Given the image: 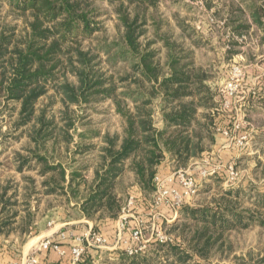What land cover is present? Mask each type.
I'll use <instances>...</instances> for the list:
<instances>
[{"label": "trees", "instance_id": "1", "mask_svg": "<svg viewBox=\"0 0 264 264\" xmlns=\"http://www.w3.org/2000/svg\"><path fill=\"white\" fill-rule=\"evenodd\" d=\"M98 1L102 0H0V6L9 7L8 13L23 20L21 27L0 16V99L6 102L5 106L12 104L8 108L10 121L15 133L21 130L19 135H13L15 139H27L21 150L11 152L10 159L22 179L31 184L25 198L32 193H67L66 188L70 189L76 180H80L76 183L80 186L85 175L78 170L67 174L62 159L73 145L76 149L71 154L75 161V154L95 149V144L82 141L100 137L103 144L99 147L94 181L89 184L81 208L89 218L114 219L127 192L122 181L127 171L134 172L143 193L150 195L156 189L158 167L167 155L184 165L202 152L204 127L199 123L197 108L206 106L203 100L209 99L211 89L207 84L210 76L203 66H196L192 52L183 44L163 35H156L154 41H141L146 29L145 22L139 23L138 13L131 18L119 8L124 28L121 37L85 48L84 42L93 41L101 29L96 21ZM106 1L119 6V3L157 4V0ZM248 10L256 24L263 25V5L255 3ZM239 12L240 16L231 19L232 24L237 31L249 29L248 25L240 24L244 11ZM157 41L167 51L165 61L159 57L160 50L153 47ZM102 53L110 66L124 62L132 73L117 81L115 77L120 71L108 74L102 70ZM124 81L135 84V89L119 91V83ZM154 97L162 102L165 122L162 129L155 126ZM107 100L113 101L117 114L124 120L121 133L102 135L92 128L95 123L88 111L95 112V105ZM210 120L213 122V118ZM80 126L88 128L86 133L78 132ZM76 134L83 140H75ZM32 171L44 179L39 183L28 174ZM17 186L13 183L3 187L0 214L16 205V199L11 198L16 197L17 190L8 199L6 196ZM77 187L71 188L73 194L80 193ZM187 199L180 208L181 215L174 221L176 224L186 221L182 230L184 236L190 233L187 241L157 239L146 244L148 249L130 254L127 247L138 245L129 235L127 246L122 243L113 257L103 258L100 264H204L194 256L208 260L214 250L221 251L226 233L252 225L264 227V196L260 203L254 202L242 211L226 205H189ZM142 203L151 205L146 199ZM15 215L10 214L8 220ZM9 222H1L0 228ZM236 259L239 264H248L250 257L242 255ZM81 261L77 264L93 263L90 259Z\"/></svg>", "mask_w": 264, "mask_h": 264}, {"label": "rangeland", "instance_id": "2", "mask_svg": "<svg viewBox=\"0 0 264 264\" xmlns=\"http://www.w3.org/2000/svg\"><path fill=\"white\" fill-rule=\"evenodd\" d=\"M255 3L264 7V0H157L155 6L128 3L123 6L119 3V6L118 3L110 4L106 0L97 2L99 16L96 21L101 29L95 33L93 41L84 42L85 48H89L90 45L93 47L104 45L105 42L121 37L124 31L118 14V9L121 8L130 14L131 18L138 13L139 23L145 22L146 34L141 37V41H154L157 40L156 35H163L173 42L183 44L192 52L196 66H203L210 76L207 84L211 91L207 95L211 99H204L206 106L198 105L197 108L199 123L204 127L201 133L203 150L195 156L196 158L190 160L191 162L184 165L175 163L177 166L174 173L182 169L189 170L197 180V192L187 199L189 205L210 207L226 205L225 207H234L237 211H242L251 207L254 202L260 203L264 196V142L256 138L259 132L256 133L254 130L257 126L264 129V117L255 113V108L262 111L264 97L262 106L248 103L251 95L259 92L264 96V23L257 25L248 10ZM239 10L244 11L240 24L248 25L249 29L237 31L236 26L232 24L231 19L235 15L240 16ZM9 11L7 5L0 6L1 17L22 27L23 20L16 18L12 12L8 13ZM262 18L264 20V14ZM153 47L160 50L159 57L165 61L167 51L161 42L157 41ZM100 57L104 72L115 74V71H120L115 77L117 81L121 76L132 73L129 64L119 62L116 67H112L107 63V56L104 53ZM119 85V91L136 87L135 84L126 81ZM4 103L6 102L0 99V171H3L0 183L3 186L9 178L20 179V175L16 174L14 169L10 171L7 168L13 167L10 160L11 152L21 150L20 148L27 143L25 137L17 140L13 136L19 135L21 130L15 133L8 109H11L9 105L12 104L5 106ZM153 106L155 122L162 127L159 121L163 119L161 110L163 106L159 97H154ZM88 112L92 114L91 120L95 123V129L110 134L123 130V120L117 114L112 100L99 103L95 105V112L93 110ZM212 118L213 122L210 120ZM100 141L97 140L98 143ZM201 169H207L212 174L203 177L200 174ZM127 183L130 184L129 178ZM133 190L122 205L121 213L117 217L118 223L125 218L128 221L134 220L135 216L137 224L142 229V236L145 239L151 238L149 242L157 240V235H162L166 241H187L190 233L184 236L182 230V225L186 221H178L176 224L175 219L171 220L169 207L155 206L156 191L150 196L149 213L139 217L143 212L139 211L137 204L134 207L133 197L137 196V191ZM228 191L238 194L230 195L227 194ZM58 216L61 214H57ZM98 226H93L88 232L104 235L107 244L111 239L117 240V232L115 233L113 226L108 224ZM88 232L83 235L75 234V237L79 238L75 245H81V240ZM15 234L13 229L1 233L0 245L13 244ZM225 237L226 244L221 251L214 250L208 260L199 255H195L194 259L204 264H239L236 257L245 255L250 257L248 264L264 263V227L252 225L248 228H236L226 233ZM126 240L128 238L121 242L127 246ZM146 249L148 246H143V250ZM92 250L90 255H101L99 259L94 256L90 258L94 264H100L103 258L113 257L105 248L102 253L101 248Z\"/></svg>", "mask_w": 264, "mask_h": 264}, {"label": "crops", "instance_id": "3", "mask_svg": "<svg viewBox=\"0 0 264 264\" xmlns=\"http://www.w3.org/2000/svg\"><path fill=\"white\" fill-rule=\"evenodd\" d=\"M258 94L259 92L256 93V95H251L248 99V103L250 102V104H257L258 106H262V99L264 96ZM263 109H261L262 111H260L258 110V108L257 109L255 108V113L264 117ZM159 122L162 127L158 126L159 124L157 122H155V126L160 129L164 128L165 127L164 119H162ZM82 127L83 126H81L78 132L82 133V131L84 130L83 132L86 133L88 128L86 129ZM92 128H94V126ZM95 130L99 131V133H101L102 135L105 134L101 130L98 129ZM254 130L256 133L259 132L256 135V138L264 142V134H263L264 131H262L264 129L257 126L256 128H254ZM79 135L80 134H76L75 140L82 141L83 139H81V136L79 137ZM97 140H101V141L98 143ZM89 142L91 144L96 145L95 149L82 154H75L74 157L75 161H74L71 152L73 151V149H76V147L71 145L69 149L70 151L66 152L62 159L64 165L67 167V174H69L73 170H78L85 175L84 179L80 183V186L78 187L76 186V183L80 181V180H76L75 182H73V185L71 187V188L77 187V189L80 190L79 194L76 193L73 194L72 189L71 188L69 189L67 187L66 188V190H68L67 193L60 191L55 193L43 194V195L32 193L29 194V198H25L26 193H28L27 189L32 188L31 184L28 181L22 179V174L15 169V166H13L11 169L7 168V170L10 171L14 169V172L20 175V179L11 180L9 178L8 179L9 181L5 185L8 186L10 184L16 183L18 186L17 189L9 190L6 196V198L8 199V197L12 196L13 192L17 190L16 197L11 198V200L16 199L15 200L16 205H14V207L12 208L8 207L2 214H0V223L3 221L11 222V223L9 222L8 225H5L2 228H0V235L1 233L8 232L11 229L15 230L16 234L14 235L15 242L13 244L8 245L7 243L0 245V264H4L11 261H21L22 259L26 258L28 255L33 253H36L44 264H70L71 262L69 259L71 257L70 248L73 244H75V242L78 241V238L75 237V234L83 235L85 232L90 231L93 228V226L95 225L98 226L99 224L103 226L105 224L113 226L115 233L117 232L116 234L117 240L111 239L109 241L110 243L108 242L106 247L101 248L102 249L101 253L105 248V250L109 251V253L113 255V253L120 247L119 244L123 243L121 242V240L123 239L125 240V238H128L129 235H131V230L138 225L137 217L133 216L134 220L130 219L126 229L124 231L119 232L118 231L119 221L117 217L120 215L121 211L119 212L118 216L114 219H110V217H106L104 219H98V218L87 217L85 212L81 208L82 202L88 195L89 184H91L94 181L95 167L98 161L99 147L103 144L102 139L100 137L95 138L93 141L91 140H84V142L82 141V143H89ZM62 150L65 151L64 147H62ZM194 158L196 157L193 156L191 160H193ZM175 163L176 162H174V159H172L169 155H167V158L163 160V162L159 165L157 175H159L161 178H166L170 174H173L175 171V167L177 166ZM0 172L3 173V171ZM28 174L35 176L39 183L44 179V177L38 176L36 174V171L28 172ZM67 177L69 178V175H67ZM127 178H129L130 184L127 183ZM122 181L124 182L125 186H127V192H125L122 197V205L125 204L127 197H129V195L131 194L130 193L131 190L134 189L133 191H137V196H136L137 198L134 199L133 202L134 207L135 204H137V208L139 209V211L143 212L141 215H139V217L144 216L145 213L148 214L149 207L145 206L142 203V199H146L148 203H151L149 202L151 200L150 196H152L154 192L150 195H146L145 193H143V191L141 190V188L139 187L136 181V176L132 171H127L122 176ZM66 184H68V181L66 182ZM5 186L1 185L0 193L2 192L3 187ZM2 204L3 202H1L0 208ZM169 211H170L169 212L170 217H172L171 220H174L181 215V214L179 215L180 210L174 212L171 209ZM12 213H16V215L8 220V216ZM57 214H61V216L57 217ZM167 220L170 221V219L168 218ZM47 238H50L52 241H54L56 244L59 245L58 251L54 248L38 250L40 243ZM147 239L151 240L150 237H147ZM92 249L95 248H89L87 250V255L84 256L81 262H84L85 259H90L94 257L96 259L100 258L101 255L99 256L90 255L92 254L90 252L93 251ZM91 261L93 262V260Z\"/></svg>", "mask_w": 264, "mask_h": 264}, {"label": "built area", "instance_id": "4", "mask_svg": "<svg viewBox=\"0 0 264 264\" xmlns=\"http://www.w3.org/2000/svg\"><path fill=\"white\" fill-rule=\"evenodd\" d=\"M200 174L203 177H208L212 173H209L207 169H201ZM156 189H155V206L159 207L165 205L172 209L174 212L180 210L184 199L186 197L192 196L197 192V180L194 175L189 172V170H179L166 178H161L159 175L155 177ZM131 199V203H132ZM129 221L127 218L124 221L118 223V231H124L127 227ZM131 236L134 241L137 243V247L128 246L127 250L130 254H133L139 250H143V246L149 242V239H145L142 236V229L139 226H135L131 230ZM158 240L166 241L162 235H157ZM79 240V238H78ZM81 245L73 244L70 248L71 263H79L86 251L89 248H103L106 247L107 239L104 235L93 232H88L84 239L81 240ZM54 248L57 251L59 250V245L52 241L50 238L45 239L40 243L38 250ZM4 264H44L39 256L36 253L28 255L26 258L21 261H11Z\"/></svg>", "mask_w": 264, "mask_h": 264}]
</instances>
